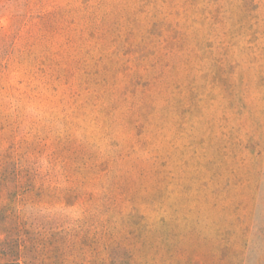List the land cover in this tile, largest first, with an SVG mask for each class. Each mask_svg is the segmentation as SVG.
I'll return each mask as SVG.
<instances>
[{
	"label": "rangeland",
	"instance_id": "obj_1",
	"mask_svg": "<svg viewBox=\"0 0 264 264\" xmlns=\"http://www.w3.org/2000/svg\"><path fill=\"white\" fill-rule=\"evenodd\" d=\"M0 264H264V0H0Z\"/></svg>",
	"mask_w": 264,
	"mask_h": 264
}]
</instances>
